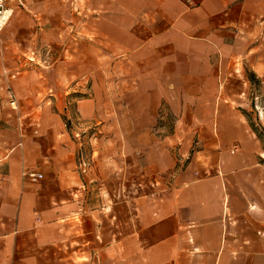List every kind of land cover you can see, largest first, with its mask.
I'll list each match as a JSON object with an SVG mask.
<instances>
[{
    "label": "rangeland",
    "instance_id": "rangeland-1",
    "mask_svg": "<svg viewBox=\"0 0 264 264\" xmlns=\"http://www.w3.org/2000/svg\"><path fill=\"white\" fill-rule=\"evenodd\" d=\"M110 1L23 0L0 45L15 14L22 34L34 12V141L75 143L82 184L102 192L104 204L118 194L126 233L127 194L136 199L137 230L146 196L171 190L177 175L206 173L220 143L238 150L239 136H251L264 149V5L248 7L244 21L234 15L230 27L184 15L153 37L173 25L174 6L159 22L150 0H133L128 24L126 1ZM10 88L25 97L26 86ZM140 247L130 264H144ZM119 253L128 264L122 246Z\"/></svg>",
    "mask_w": 264,
    "mask_h": 264
},
{
    "label": "crops",
    "instance_id": "crops-1",
    "mask_svg": "<svg viewBox=\"0 0 264 264\" xmlns=\"http://www.w3.org/2000/svg\"><path fill=\"white\" fill-rule=\"evenodd\" d=\"M125 1L128 7L121 19L130 24L135 19L129 8L133 0ZM150 1L158 8L156 21L167 20L168 4L178 14L172 26H158L153 37L165 36L184 15L202 14L219 22L215 26L230 27L234 15L244 21L248 7L264 5V0ZM8 3L16 5L13 9L24 5L23 0ZM16 17L0 45V264H119L120 246L130 264L136 245L141 246L144 264H264L260 141L239 136L238 150L222 142L206 173L177 175L171 190L157 198L147 195L137 230L136 199L127 194L121 205L130 231L123 232L118 194L112 192L110 204H104L102 192L82 184L75 157L78 146L34 141V12L27 18L28 33H19ZM109 18L117 33L119 15L111 12ZM22 85L27 88L23 98L10 88L18 93ZM26 171L41 173L43 180L28 181Z\"/></svg>",
    "mask_w": 264,
    "mask_h": 264
},
{
    "label": "built area",
    "instance_id": "built-area-1",
    "mask_svg": "<svg viewBox=\"0 0 264 264\" xmlns=\"http://www.w3.org/2000/svg\"><path fill=\"white\" fill-rule=\"evenodd\" d=\"M12 13L13 8L9 5L8 0H0V32L9 21ZM11 77H14V75ZM14 103V100H12L11 104ZM23 176L30 182H37L43 178L42 174L36 171H26Z\"/></svg>",
    "mask_w": 264,
    "mask_h": 264
},
{
    "label": "trees",
    "instance_id": "trees-1",
    "mask_svg": "<svg viewBox=\"0 0 264 264\" xmlns=\"http://www.w3.org/2000/svg\"><path fill=\"white\" fill-rule=\"evenodd\" d=\"M251 77V76H250ZM251 79V78H250Z\"/></svg>",
    "mask_w": 264,
    "mask_h": 264
}]
</instances>
